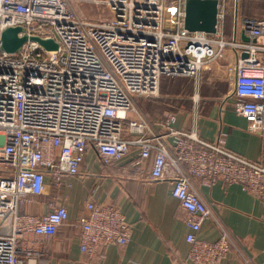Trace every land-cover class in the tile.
Listing matches in <instances>:
<instances>
[{
  "label": "built area",
  "instance_id": "built-area-1",
  "mask_svg": "<svg viewBox=\"0 0 264 264\" xmlns=\"http://www.w3.org/2000/svg\"><path fill=\"white\" fill-rule=\"evenodd\" d=\"M240 1L218 0V29L208 35L184 28L185 0H0V47L9 27L59 45L56 52L34 41L17 54L0 50V264H30L41 256L30 237H53L68 221L67 207L53 202L41 218L25 212L30 197L47 195V178L59 187L62 177L80 175L89 151L109 166L132 148L139 151L137 173H145L142 164L155 154L148 178L171 181L187 214L188 260L219 264L228 257V233L214 242L197 236L211 211L194 180L238 184L264 201V155L252 163L226 151L223 138L211 143L172 127L173 117L156 123L137 99L159 98L166 78L227 83L226 101L264 139V18L240 21ZM74 3L109 9L113 20L82 19ZM227 14L233 33L240 29L249 43L225 39ZM86 209L79 222L83 253L131 241L115 205L92 201Z\"/></svg>",
  "mask_w": 264,
  "mask_h": 264
},
{
  "label": "crops",
  "instance_id": "crops-1",
  "mask_svg": "<svg viewBox=\"0 0 264 264\" xmlns=\"http://www.w3.org/2000/svg\"><path fill=\"white\" fill-rule=\"evenodd\" d=\"M245 2L241 0L237 8L240 21L254 18L245 16ZM242 33L239 29L230 36L225 34V39L236 37L243 42ZM180 82L190 91H179L176 86ZM161 85V97L137 99L141 109L162 106L164 101L160 112L165 111V115H149L151 120L165 123L173 117L172 127L195 132L211 143L223 138L226 151L249 162L262 163L264 139L249 131L246 119L235 113L234 101H226L230 89L227 83H202L197 89L191 79L166 78ZM138 158L139 151L132 148L122 161L105 166L92 150L84 159L80 175L62 177L59 187L47 178V195L30 197L25 212L41 218L53 202L67 207L68 221L53 237H30L41 253L30 264H195L188 260L187 214L171 194V181L148 178L155 154L142 164L143 174L133 166ZM194 182V188L211 211L198 238L214 242L226 232L232 240L228 257L219 264H264V201L238 184L219 182L206 186L197 179ZM92 201L119 209L132 230L127 245H110L93 256L81 251L79 222L89 214L86 203ZM20 248L21 257L26 260L23 247Z\"/></svg>",
  "mask_w": 264,
  "mask_h": 264
},
{
  "label": "water",
  "instance_id": "water-1",
  "mask_svg": "<svg viewBox=\"0 0 264 264\" xmlns=\"http://www.w3.org/2000/svg\"><path fill=\"white\" fill-rule=\"evenodd\" d=\"M184 11V28L188 32H203L208 35H214L217 32L218 0H185ZM241 38L246 43L251 41L244 32ZM28 41L37 42L43 49L49 52H56L59 48L58 43L53 39L29 37L23 27H9L2 31L0 50L7 54H17ZM247 57L248 54H242L243 59Z\"/></svg>",
  "mask_w": 264,
  "mask_h": 264
},
{
  "label": "rangeland",
  "instance_id": "rangeland-1",
  "mask_svg": "<svg viewBox=\"0 0 264 264\" xmlns=\"http://www.w3.org/2000/svg\"><path fill=\"white\" fill-rule=\"evenodd\" d=\"M246 1L247 2H245L244 4L245 16L247 15V16L254 17V18L264 17V1L262 0H246ZM73 5L78 15L82 19L91 20L94 22H104V21L113 20L114 13L110 11L109 9H103L100 6L93 5V4H86V3H74ZM231 8H232L231 11H233V9L235 8V4L233 2H231ZM224 23H225V34L230 36L231 34H233V28H234L233 16H231L230 14H227ZM193 84L195 85V88L197 87L198 89L200 84H197L195 81H193ZM176 87L179 88V91H186V92L190 91V87L183 86L182 82L178 83ZM169 88L167 90H170ZM173 88L174 87H172V90ZM160 92H162V88L160 89ZM161 105L162 106H159L158 104L154 106L152 105V107L143 108L142 111L148 116L149 115L152 116V114L164 116L165 111H163V113L160 112L162 111V109H164V101H161ZM158 107H161V110H158Z\"/></svg>",
  "mask_w": 264,
  "mask_h": 264
}]
</instances>
